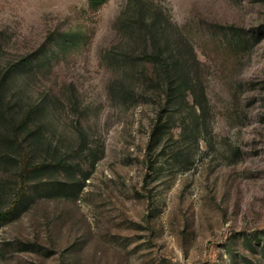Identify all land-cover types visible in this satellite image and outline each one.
<instances>
[{
  "label": "rangeland",
  "instance_id": "obj_1",
  "mask_svg": "<svg viewBox=\"0 0 264 264\" xmlns=\"http://www.w3.org/2000/svg\"><path fill=\"white\" fill-rule=\"evenodd\" d=\"M143 1L194 46L206 94L152 154L148 86L132 79L130 102L111 96L106 54L133 48L118 25L130 0H0L2 66L47 51L58 31L86 34L18 82L27 102H51L54 145H75L79 128L99 157L83 164L77 198L37 199L18 216L19 179L0 165V211L12 207L0 214V264H264V0Z\"/></svg>",
  "mask_w": 264,
  "mask_h": 264
},
{
  "label": "trees",
  "instance_id": "obj_2",
  "mask_svg": "<svg viewBox=\"0 0 264 264\" xmlns=\"http://www.w3.org/2000/svg\"><path fill=\"white\" fill-rule=\"evenodd\" d=\"M87 1L92 9H98L108 0ZM118 25L133 48H114L106 54L108 66L118 75L111 82V96L127 103L130 93L135 92L131 85L134 79H142L148 86V97L157 106L148 144L152 154L166 132L174 127L176 116L187 112L182 115L186 120L193 111H204L202 100H206V94L200 81L201 63L194 46L170 16L152 8L147 1L130 0L118 18ZM86 39V34L78 30L58 31L47 51L7 61L4 66L0 63V165L19 179L20 187L11 203L15 216L37 199L77 198L90 174L89 170L84 171L83 164L93 168L99 159L88 136L79 128L75 145L68 148L54 145L46 128L53 109L51 102L47 97L27 102L24 88L18 82L24 74L45 66L51 59L49 52L67 54ZM139 96H146L145 92ZM189 96L193 106L189 105ZM0 188H5L2 182ZM12 207L2 209L0 214L10 215ZM27 246L30 250L39 244Z\"/></svg>",
  "mask_w": 264,
  "mask_h": 264
}]
</instances>
